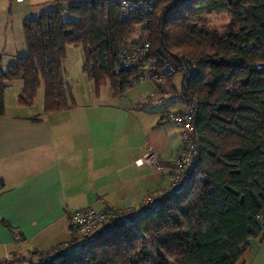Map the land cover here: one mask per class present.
Listing matches in <instances>:
<instances>
[{
	"label": "trees",
	"instance_id": "16d2710c",
	"mask_svg": "<svg viewBox=\"0 0 264 264\" xmlns=\"http://www.w3.org/2000/svg\"><path fill=\"white\" fill-rule=\"evenodd\" d=\"M54 3L25 18L26 53L8 69L0 63V115L16 80L24 82L22 106L34 103L43 84L46 113L72 107L63 71L68 45L84 48V72L97 94L107 83L124 94L134 72L118 69L119 50L144 26L152 55L197 64L185 96L200 107L198 174L185 191L139 218L102 227L82 248L34 250L0 264L244 263L253 241L264 238V0H158L148 17L126 19L118 0ZM225 12L231 19L224 32L203 24ZM178 77L160 89L177 93Z\"/></svg>",
	"mask_w": 264,
	"mask_h": 264
},
{
	"label": "crops",
	"instance_id": "0c3cea01",
	"mask_svg": "<svg viewBox=\"0 0 264 264\" xmlns=\"http://www.w3.org/2000/svg\"><path fill=\"white\" fill-rule=\"evenodd\" d=\"M54 2L0 0L3 67L26 53L25 18ZM13 84L15 103L8 101ZM23 87L22 80L8 85L0 115V261L70 243V219L77 210L139 207L147 195L169 190L182 131L164 120V113L177 105L176 99L152 116L147 108L156 103L150 97L133 101L127 94H113L105 99L101 87L99 94L72 95L70 109L46 113L45 91L39 99L38 90L32 105L18 103ZM162 89L159 93L166 95ZM150 154L157 156L160 169L146 161ZM241 264H264V238L253 241Z\"/></svg>",
	"mask_w": 264,
	"mask_h": 264
},
{
	"label": "built area",
	"instance_id": "2783aa9c",
	"mask_svg": "<svg viewBox=\"0 0 264 264\" xmlns=\"http://www.w3.org/2000/svg\"><path fill=\"white\" fill-rule=\"evenodd\" d=\"M12 2L22 3L25 0H12ZM118 2L120 3L122 18L126 19L134 14L144 18L148 17L155 11L158 0H118ZM143 27L139 29L143 30ZM197 68V64L187 62L184 59H164L152 55L151 43L145 37L130 39L120 48L118 69L134 72L132 85L149 79L159 86H164L168 77L176 73L181 76L180 89L173 97L177 101L175 103L180 106L175 109H167L164 113V120L175 124L182 131L181 152L171 166V186L166 192L147 195L139 207L131 205L125 208H116L107 204L102 209L89 206L75 211L70 219V230L75 237L70 243H62L47 253L65 252L70 245L79 239H87L89 242L91 236L102 227L134 216L139 211L149 212L170 194L183 192L190 186L191 181L198 174V156L201 148L195 122L200 107L197 100L185 96V90L189 86V78L197 71ZM149 97L156 103H161L163 99H166L165 97L155 98V95ZM146 161L158 169L161 168L155 154L148 155ZM18 237L19 235H16V238Z\"/></svg>",
	"mask_w": 264,
	"mask_h": 264
},
{
	"label": "rangeland",
	"instance_id": "374dc122",
	"mask_svg": "<svg viewBox=\"0 0 264 264\" xmlns=\"http://www.w3.org/2000/svg\"><path fill=\"white\" fill-rule=\"evenodd\" d=\"M77 2H80L81 0H75ZM55 7V4H48L43 7L35 8L34 11H31V16H39L41 13L48 11ZM231 16L225 12L221 14H209L206 17L205 22H203L204 25H206L209 29H218L220 32H224L227 28V24L230 22ZM199 25H202V22L199 23ZM146 35V32L142 29H137L135 33L132 35L131 39H135L138 37H143ZM24 36V34H23ZM21 40L19 39L18 43ZM19 46V45H18ZM24 47L26 50V44L24 40ZM20 50V47L18 48ZM25 52V51H24ZM21 54V53H20ZM5 62H7V59H4ZM84 66H85V53L84 48L82 46H75V45H68L67 46V52L66 57L63 62V71L66 78V86H67V95L68 98H72L76 95H83L86 93H96V84L93 80H90L87 74L84 72ZM5 69H8V65H4ZM16 83V82H14ZM181 84V77L176 79V87L178 90L180 89ZM13 88L11 87L9 90V97L8 101L16 102V85L13 84ZM41 89H39V99L42 97V93L45 91V87L42 84ZM158 85L154 83L152 80L147 79L146 81L142 83H138L136 85H133L129 90H127L124 94H127L131 97V99L139 100L142 96L149 97L150 95H155V98H166L163 99L161 103H156L153 106H150L151 108H147L148 112L152 113L153 115H159L163 109L166 108V106L169 104V101L171 98L174 97L175 93L171 90L167 91V94L164 95L162 93H159L158 91ZM165 87V85H164ZM100 92V91H99ZM101 93L105 99H108L111 97L114 93L112 90V87L108 83L107 85L103 86L101 88ZM154 98V99H155ZM180 105H175L173 109L178 108ZM154 113V114H153ZM178 127V126H177ZM170 132V131H169ZM141 215H143L142 211L137 212L134 217L139 218ZM78 242L75 244L70 245V250L73 249H79L87 244V239H79Z\"/></svg>",
	"mask_w": 264,
	"mask_h": 264
},
{
	"label": "water",
	"instance_id": "95a60500",
	"mask_svg": "<svg viewBox=\"0 0 264 264\" xmlns=\"http://www.w3.org/2000/svg\"><path fill=\"white\" fill-rule=\"evenodd\" d=\"M263 66V63L259 64V67H262Z\"/></svg>",
	"mask_w": 264,
	"mask_h": 264
}]
</instances>
